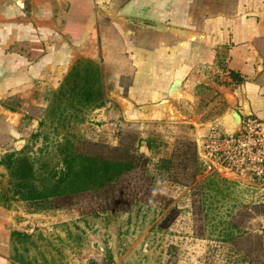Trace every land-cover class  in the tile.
Returning a JSON list of instances; mask_svg holds the SVG:
<instances>
[{
  "label": "rangeland",
  "instance_id": "obj_1",
  "mask_svg": "<svg viewBox=\"0 0 264 264\" xmlns=\"http://www.w3.org/2000/svg\"><path fill=\"white\" fill-rule=\"evenodd\" d=\"M234 1L196 0L194 6L198 10L203 6L217 10L230 8ZM225 52V48H220L216 61L220 63ZM82 54L79 58H83ZM69 67L68 71L72 66ZM102 71L104 90L112 95L116 87L113 72L109 67H102ZM229 75L232 77L230 72ZM51 90L54 89L35 88L27 97L18 95L23 92L13 91L9 97L2 98L3 106L18 112L19 116L12 122L0 114V159L8 151L27 146L28 155L47 159L53 165L62 156L57 142H64L66 138L78 150L89 154L113 153L115 146L130 152H136L137 148L150 158L151 178L139 169L116 187L124 192L126 199L137 197L138 191L139 196L148 198L151 206L136 204L129 211L108 209L109 198L97 192L61 201L60 207L48 210L36 209L22 199H12L9 206L0 204V214L9 213L14 219L26 217L24 228L32 234L28 242L16 241L19 250H12V254H23L37 264H242L243 253L234 242L220 240L222 225L214 228L220 220L233 218L249 231H264V179L253 177L247 170L225 168L217 158L221 166L211 160L205 146L216 133L207 129L204 122H209L214 112L199 111L200 102L196 107L190 106L191 110H186L184 116L170 118L164 107L146 116L142 106L152 100L133 93L131 96L125 91L120 95L133 102L130 110L111 111V107L102 105L77 111L79 115H72L70 119H58L47 112ZM199 95L200 100L207 101L219 93L207 89L205 97ZM106 98L111 101L107 95ZM82 115L85 118L80 121ZM187 140L195 142L198 157L204 163L203 172L194 180L190 176L193 166L189 164L185 169L187 160L180 154L188 149ZM188 151L190 154L191 150ZM169 156L178 164L165 170L160 166L161 159ZM212 174L216 177L214 181ZM8 182L7 169L0 163V188L7 187ZM152 185L171 198L170 201L166 203L167 198L155 195L148 197L145 190ZM172 207L176 208L174 212L169 211ZM164 214L171 222L160 227Z\"/></svg>",
  "mask_w": 264,
  "mask_h": 264
},
{
  "label": "crops",
  "instance_id": "obj_2",
  "mask_svg": "<svg viewBox=\"0 0 264 264\" xmlns=\"http://www.w3.org/2000/svg\"><path fill=\"white\" fill-rule=\"evenodd\" d=\"M195 2L0 0V102L13 91L27 97L35 88L56 89L67 68L83 53L113 72L116 87L112 95L105 91V96L114 105L108 98L104 104L111 111H124L119 98L125 91L158 102L179 78L181 96L171 99L175 118L201 102L199 111L215 114L204 124L218 135L224 134L232 107L243 118H264V0H235L230 8L217 10L209 6L198 10ZM122 16L170 24L185 32L167 43L149 45L137 38L135 30L131 34L122 30L115 19ZM191 34L196 37L192 39ZM220 48L226 52L219 63ZM231 70L242 78L240 82L230 77ZM207 89L219 96L200 100L199 94L204 96ZM8 214H0V264H24L12 254L19 250L12 231H27L26 217L15 220Z\"/></svg>",
  "mask_w": 264,
  "mask_h": 264
},
{
  "label": "trees",
  "instance_id": "obj_3",
  "mask_svg": "<svg viewBox=\"0 0 264 264\" xmlns=\"http://www.w3.org/2000/svg\"><path fill=\"white\" fill-rule=\"evenodd\" d=\"M230 74L235 82L242 80L233 70ZM102 79V66L98 61L87 57L79 58L60 85L49 92L47 112L58 119H70L72 115L74 117L79 115L77 111L104 105L106 99ZM84 118L82 115L79 120ZM187 141L188 149L180 154L187 160L184 162V168L189 164L193 166L190 176L194 180L203 172L204 163L198 157L195 142ZM57 144L62 156L53 165L47 159L42 160L28 155L27 146L20 150L8 151L1 157L0 163L7 169L9 185L0 188V204L9 206L12 199H22L34 205L36 209L48 210L60 207L61 201L68 202L79 195L97 192L109 198L108 209L129 211L132 205L136 204L147 208L151 206L148 198L139 196L138 191L135 195L137 197L126 199L124 192L116 187L117 183L127 181V177L139 169L151 178L148 173L150 158L137 148L136 152H130L115 146L112 147V150H116L113 153L98 151L89 154L78 150L69 138ZM188 150H191L190 154ZM174 164H178L177 160L169 156L161 159L160 166L169 170ZM173 177L179 179L175 174ZM211 177L213 181L216 178L215 174ZM145 192L148 197L155 195L162 199L167 198L166 194L157 191L153 185ZM170 199L167 198L166 203ZM175 209L172 207L169 211ZM170 222L169 216L164 214L158 226L165 227ZM215 227L214 229L219 228V232L222 233L220 240H232L237 249L242 251V264H264V231H249L242 228L233 218L220 220ZM31 236L32 234L27 231H12V237H16L17 242H28ZM14 256L24 264H37L35 260L24 258L23 254Z\"/></svg>",
  "mask_w": 264,
  "mask_h": 264
},
{
  "label": "built area",
  "instance_id": "obj_4",
  "mask_svg": "<svg viewBox=\"0 0 264 264\" xmlns=\"http://www.w3.org/2000/svg\"><path fill=\"white\" fill-rule=\"evenodd\" d=\"M212 136L205 146L211 158L230 170H247L264 179V118L246 115L238 131Z\"/></svg>",
  "mask_w": 264,
  "mask_h": 264
},
{
  "label": "water",
  "instance_id": "obj_5",
  "mask_svg": "<svg viewBox=\"0 0 264 264\" xmlns=\"http://www.w3.org/2000/svg\"><path fill=\"white\" fill-rule=\"evenodd\" d=\"M119 26L126 34H131L132 31H136L135 34L137 38L142 39V41L146 42L149 45L153 44H164L167 43L168 40L172 39L173 37H180L185 32L184 30L175 27L170 24H165L162 22H157L154 20L137 18V17H129V16H122L120 18H115ZM198 36V35H197ZM190 37L194 39L196 37L195 34H191ZM181 79L175 78L173 82L170 84L167 96L159 100L158 102L146 104L142 106V112L146 116H150V112L158 108V106L162 105V107H166L165 105H169L171 99H178L181 96L180 91ZM120 101L123 103L125 108L127 109L131 104V108L133 107V103L125 98L120 97ZM0 114H4L9 119L10 115L17 118L19 113L16 111H12L9 108H5L3 104L0 102ZM243 116L240 112L232 107L230 108L227 114V120L225 121V127L223 128L224 134H232L238 131L242 126Z\"/></svg>",
  "mask_w": 264,
  "mask_h": 264
},
{
  "label": "bare ground",
  "instance_id": "obj_6",
  "mask_svg": "<svg viewBox=\"0 0 264 264\" xmlns=\"http://www.w3.org/2000/svg\"><path fill=\"white\" fill-rule=\"evenodd\" d=\"M129 106V105H128ZM166 107H165V109L168 111V114H169V116H170V118H174L175 117V110H174V107H173V105H172V102H170L169 103V105L167 104V105H165ZM129 108V107H128ZM9 119H10V121H14L15 119H14V116H11L10 115V117H9Z\"/></svg>",
  "mask_w": 264,
  "mask_h": 264
}]
</instances>
